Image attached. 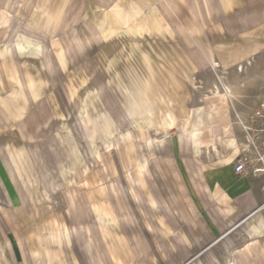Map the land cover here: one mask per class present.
Returning a JSON list of instances; mask_svg holds the SVG:
<instances>
[{
    "label": "rangeland",
    "instance_id": "374dc122",
    "mask_svg": "<svg viewBox=\"0 0 264 264\" xmlns=\"http://www.w3.org/2000/svg\"><path fill=\"white\" fill-rule=\"evenodd\" d=\"M114 1L109 8L105 0L3 1L22 8L13 21L22 20L51 37H55L56 17L46 14L61 12L71 4L76 13L74 29L87 42L86 47L76 49L75 67L56 48L65 77L62 75L60 88L53 91L59 99L60 127L56 130L62 138L61 147L55 141L49 146L59 159L55 166L45 162L47 167L39 161L42 171L28 176V191L37 209L25 232L32 240L30 247L35 246L34 232H40V243L55 249L57 238L61 245L63 242L61 224L66 234L64 247L72 249L79 242L92 264L103 261L96 250L97 239L92 250L85 247L83 226L90 224L81 216L91 218L85 196L91 200L93 232L98 223L99 231L109 233L108 242L125 259L129 249L140 242L138 234L147 248L156 242L152 237L157 225L141 187L150 188V145L155 143L159 152L170 151L171 145L153 139L180 137L190 148L182 130L191 133L193 145L200 141L208 150L217 137L227 150L232 152L236 146L241 151L239 158L248 159L251 172L262 169L264 173V120L257 114L264 99V47L248 56L244 47L248 33L222 31L219 49L211 40L213 30L207 29L210 39L204 48L199 47V55L188 29L165 0ZM13 25L9 31L16 43L35 40L22 32L25 27ZM93 27L99 34L95 30L91 34ZM68 35L71 38L72 32ZM111 197L123 212L124 224ZM258 216L264 220V201ZM6 229L0 222V264L10 248ZM227 243L223 240L214 246L212 258L221 264L229 262Z\"/></svg>",
    "mask_w": 264,
    "mask_h": 264
},
{
    "label": "crops",
    "instance_id": "0c3cea01",
    "mask_svg": "<svg viewBox=\"0 0 264 264\" xmlns=\"http://www.w3.org/2000/svg\"><path fill=\"white\" fill-rule=\"evenodd\" d=\"M3 1L7 0H0V209L3 211L0 222L8 228L5 235L10 248L9 253L5 250L6 261L2 260L4 264H92L79 242L75 248L66 249L57 238L59 246L48 249L40 243V232H34L35 246L30 247L32 240L25 232L37 209L28 191V176L42 171L39 161L45 166L50 161L55 166L59 159L49 146L55 141L61 147L62 138L60 130H56L60 127L59 99L53 91L60 88L62 75L65 77L56 48L59 46L67 64L75 67L76 49L86 47L87 42H82L74 29L76 13L71 10V4L61 12L46 14L56 17V33L51 37L29 28L22 20L13 21L22 8L11 7V0L4 4ZM105 1L107 8L115 2ZM165 2L188 29L199 55V47L210 39L205 34L207 29L213 30L211 40L219 49L222 31L248 33V43L243 44L248 56L264 47V0ZM219 17L221 22H217ZM12 25L25 27L22 32L35 40L16 43L11 38ZM94 30L98 33L96 28H91V34ZM185 137L190 143L189 137ZM179 138L166 136L152 140L167 142L171 149L159 152L155 143L150 145V188L145 190L140 186L157 225L152 237L156 242L148 243L147 248L140 243L143 236L138 234L140 242L129 249L125 259L122 251L108 242L109 233L99 231L95 223L98 230L92 232L98 240L96 250L102 264H207V261L221 264L215 256L212 258V253L214 246L223 240H228L231 250L228 264H264V220L258 216L264 201L262 169L238 176L233 172L241 156L236 146L231 152L216 137L208 150L200 141L195 145L191 142L190 148H186ZM85 201L91 218L85 215L81 219L93 229L91 200L85 196ZM113 202L124 224L123 212L118 210L114 199ZM72 220L77 225L73 217ZM118 233L123 238L124 231Z\"/></svg>",
    "mask_w": 264,
    "mask_h": 264
},
{
    "label": "bare ground",
    "instance_id": "6f19581e",
    "mask_svg": "<svg viewBox=\"0 0 264 264\" xmlns=\"http://www.w3.org/2000/svg\"><path fill=\"white\" fill-rule=\"evenodd\" d=\"M228 92L230 93L229 89H228ZM181 133H182V135H185V136H188L189 137L190 144H191V141H192V135H191V133L190 132H183L182 130H181ZM91 154L93 155V157L95 156V154H94V152H93L92 149H91ZM139 169H140V171L142 173H144V166L143 165H140L139 164ZM83 227L85 229V233L83 234V236L86 239V241H85V247L92 250L93 247L95 246V239H94V235H93L92 229H91L90 226H86V225L83 226ZM59 235H60L61 239L63 240V242L66 241V234H65L64 228H63V226L61 224H59Z\"/></svg>",
    "mask_w": 264,
    "mask_h": 264
},
{
    "label": "built area",
    "instance_id": "2783aa9c",
    "mask_svg": "<svg viewBox=\"0 0 264 264\" xmlns=\"http://www.w3.org/2000/svg\"><path fill=\"white\" fill-rule=\"evenodd\" d=\"M257 114L260 119L264 120V99L261 102L260 109ZM233 172L238 176L251 172L248 165V159L245 157L237 159L233 167Z\"/></svg>",
    "mask_w": 264,
    "mask_h": 264
}]
</instances>
